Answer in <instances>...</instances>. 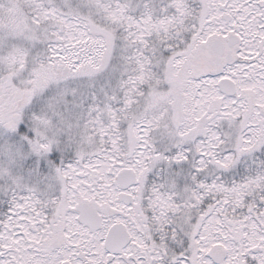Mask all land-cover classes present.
<instances>
[{"label":"snow or ice","instance_id":"1","mask_svg":"<svg viewBox=\"0 0 264 264\" xmlns=\"http://www.w3.org/2000/svg\"><path fill=\"white\" fill-rule=\"evenodd\" d=\"M0 264H264V0H0Z\"/></svg>","mask_w":264,"mask_h":264}]
</instances>
